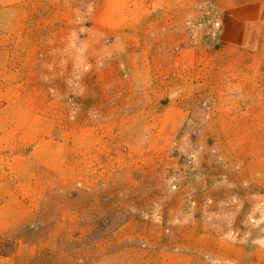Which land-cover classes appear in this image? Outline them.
I'll list each match as a JSON object with an SVG mask.
<instances>
[{
	"label": "rangeland",
	"instance_id": "obj_1",
	"mask_svg": "<svg viewBox=\"0 0 264 264\" xmlns=\"http://www.w3.org/2000/svg\"><path fill=\"white\" fill-rule=\"evenodd\" d=\"M18 10L0 264H264V0Z\"/></svg>",
	"mask_w": 264,
	"mask_h": 264
},
{
	"label": "crops",
	"instance_id": "obj_2",
	"mask_svg": "<svg viewBox=\"0 0 264 264\" xmlns=\"http://www.w3.org/2000/svg\"><path fill=\"white\" fill-rule=\"evenodd\" d=\"M25 2L26 0H0V17L4 18V23H6V17L10 16L11 12L17 9H19L18 12L21 11Z\"/></svg>",
	"mask_w": 264,
	"mask_h": 264
}]
</instances>
